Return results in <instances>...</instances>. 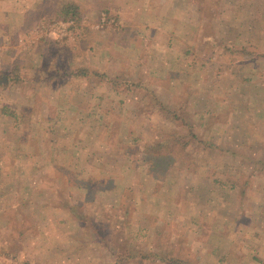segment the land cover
Returning a JSON list of instances; mask_svg holds the SVG:
<instances>
[{
	"label": "rangeland",
	"instance_id": "rangeland-1",
	"mask_svg": "<svg viewBox=\"0 0 264 264\" xmlns=\"http://www.w3.org/2000/svg\"><path fill=\"white\" fill-rule=\"evenodd\" d=\"M71 1L8 45L0 264H264V0Z\"/></svg>",
	"mask_w": 264,
	"mask_h": 264
},
{
	"label": "crops",
	"instance_id": "crops-1",
	"mask_svg": "<svg viewBox=\"0 0 264 264\" xmlns=\"http://www.w3.org/2000/svg\"><path fill=\"white\" fill-rule=\"evenodd\" d=\"M36 1L37 0H0V75L8 69V63H6L7 55L12 57L14 49L16 48L15 45H10L11 47L8 45L10 43H16V36L25 30L29 31V27L34 24L41 15L32 13L36 9V7H34V5L37 4ZM61 2L62 0H53L56 9L59 8L58 6H60ZM112 8L115 9L117 13H120L122 10L123 13H125L126 9L132 13L134 9L131 5L125 6L117 1H115V5ZM129 32H131L130 29ZM10 37L11 39L8 41ZM107 52L110 54L109 51ZM11 64L13 65V63ZM3 77L4 76H2V78ZM2 81L4 80L0 78V83ZM124 156L126 157L128 155ZM129 158L130 157L127 159L129 160Z\"/></svg>",
	"mask_w": 264,
	"mask_h": 264
},
{
	"label": "trees",
	"instance_id": "trees-1",
	"mask_svg": "<svg viewBox=\"0 0 264 264\" xmlns=\"http://www.w3.org/2000/svg\"><path fill=\"white\" fill-rule=\"evenodd\" d=\"M59 10H60L59 11V15H61L63 17V20L72 19V20H74L76 22H80L81 21V18H82V7H81L80 4H78V3L74 2V1L61 3L60 7H59ZM248 54H253V52L252 51H248L246 53V55H248ZM76 74H80V75L84 76V75H87L88 72L85 69H77ZM93 74H94V72H93ZM190 128L192 129V127H190ZM187 134H191L192 137L195 136V135H193L191 133V131H189V133H187ZM182 138H183V136L180 137L179 135H176L173 138L165 139V141H159L156 144V147H155L156 149L155 150H156L157 153H161V154H164V155L167 154L166 152H168L167 155L170 156V157H171V155L172 156H176V154H175L176 151L173 150L174 143L179 142ZM182 145H183V147H185V144H182ZM235 185H236V182H232L231 188H235ZM164 259L166 261V263H164V264H187L186 261H184V260H182L181 258H178V257H170V258L165 257Z\"/></svg>",
	"mask_w": 264,
	"mask_h": 264
},
{
	"label": "built area",
	"instance_id": "built-area-1",
	"mask_svg": "<svg viewBox=\"0 0 264 264\" xmlns=\"http://www.w3.org/2000/svg\"><path fill=\"white\" fill-rule=\"evenodd\" d=\"M73 21L60 20L53 26V31L57 37L69 36L72 34Z\"/></svg>",
	"mask_w": 264,
	"mask_h": 264
},
{
	"label": "water",
	"instance_id": "water-1",
	"mask_svg": "<svg viewBox=\"0 0 264 264\" xmlns=\"http://www.w3.org/2000/svg\"><path fill=\"white\" fill-rule=\"evenodd\" d=\"M5 81H6V78H5Z\"/></svg>",
	"mask_w": 264,
	"mask_h": 264
}]
</instances>
